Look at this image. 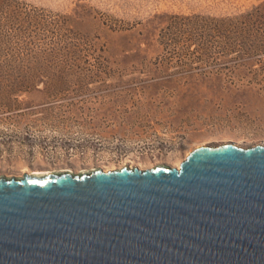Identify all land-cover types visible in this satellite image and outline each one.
<instances>
[{
	"label": "rangeland",
	"instance_id": "374dc122",
	"mask_svg": "<svg viewBox=\"0 0 264 264\" xmlns=\"http://www.w3.org/2000/svg\"><path fill=\"white\" fill-rule=\"evenodd\" d=\"M261 1L0 0V175L176 166L200 144L264 143L248 66L171 39ZM13 65L31 67L26 89L12 92Z\"/></svg>",
	"mask_w": 264,
	"mask_h": 264
},
{
	"label": "water",
	"instance_id": "95a60500",
	"mask_svg": "<svg viewBox=\"0 0 264 264\" xmlns=\"http://www.w3.org/2000/svg\"><path fill=\"white\" fill-rule=\"evenodd\" d=\"M0 264H264V143L0 175Z\"/></svg>",
	"mask_w": 264,
	"mask_h": 264
},
{
	"label": "trees",
	"instance_id": "16d2710c",
	"mask_svg": "<svg viewBox=\"0 0 264 264\" xmlns=\"http://www.w3.org/2000/svg\"><path fill=\"white\" fill-rule=\"evenodd\" d=\"M177 29L183 32V35L179 36L180 39L173 37L171 39L179 50H183L181 54L194 55L199 59L210 57L218 59L229 56V59L224 62H231L222 64V68L228 67L229 64H232V69L235 65L236 67L248 66L253 74L246 79L248 83L264 84V0L239 15L215 19L211 24H198L196 29H193L194 36L184 34L189 30ZM191 46L193 49H190ZM253 62H256L258 67L251 70ZM23 68L22 65H13L10 71L16 70L20 75L31 71L30 66ZM7 71V65L0 64V78L3 79L6 74L8 75ZM32 79L34 78L24 75L21 80H15L12 92L26 89L28 85L25 84Z\"/></svg>",
	"mask_w": 264,
	"mask_h": 264
},
{
	"label": "bare ground",
	"instance_id": "6f19581e",
	"mask_svg": "<svg viewBox=\"0 0 264 264\" xmlns=\"http://www.w3.org/2000/svg\"><path fill=\"white\" fill-rule=\"evenodd\" d=\"M222 143H228V142H222ZM175 164H176V166H178V164H179V161H178V162H176ZM106 169H116V168H114V167H110V168H106ZM106 169H105V170H106Z\"/></svg>",
	"mask_w": 264,
	"mask_h": 264
}]
</instances>
